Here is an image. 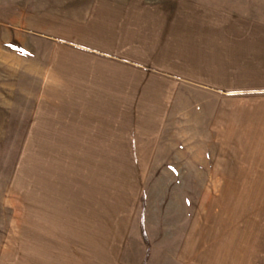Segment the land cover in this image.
Wrapping results in <instances>:
<instances>
[{
	"label": "rangeland",
	"instance_id": "374dc122",
	"mask_svg": "<svg viewBox=\"0 0 264 264\" xmlns=\"http://www.w3.org/2000/svg\"><path fill=\"white\" fill-rule=\"evenodd\" d=\"M96 2L0 0V264H264V175L216 173L199 120L190 143L168 122L108 129L65 87L57 37Z\"/></svg>",
	"mask_w": 264,
	"mask_h": 264
},
{
	"label": "crops",
	"instance_id": "0c3cea01",
	"mask_svg": "<svg viewBox=\"0 0 264 264\" xmlns=\"http://www.w3.org/2000/svg\"><path fill=\"white\" fill-rule=\"evenodd\" d=\"M57 40L65 87L93 99L82 110L104 127L168 122V136L190 143L199 120V141L222 145L216 173L264 175V0H97L86 25ZM145 139L163 153L156 158L168 156L155 129ZM255 200L263 206L264 194Z\"/></svg>",
	"mask_w": 264,
	"mask_h": 264
}]
</instances>
